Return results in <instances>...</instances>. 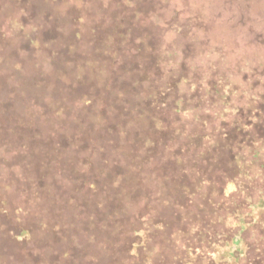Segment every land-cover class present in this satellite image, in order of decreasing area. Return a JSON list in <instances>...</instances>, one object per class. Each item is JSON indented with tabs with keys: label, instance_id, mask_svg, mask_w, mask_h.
Returning a JSON list of instances; mask_svg holds the SVG:
<instances>
[{
	"label": "trees",
	"instance_id": "obj_1",
	"mask_svg": "<svg viewBox=\"0 0 264 264\" xmlns=\"http://www.w3.org/2000/svg\"><path fill=\"white\" fill-rule=\"evenodd\" d=\"M166 258L264 264V0L0 1V264Z\"/></svg>",
	"mask_w": 264,
	"mask_h": 264
},
{
	"label": "rangeland",
	"instance_id": "obj_2",
	"mask_svg": "<svg viewBox=\"0 0 264 264\" xmlns=\"http://www.w3.org/2000/svg\"><path fill=\"white\" fill-rule=\"evenodd\" d=\"M3 4H15V5H18V4H20V0H14V3H11L10 2V0H0ZM27 1H31V0H27ZM21 10V8L19 9V10H17V11H20ZM43 11V10H42ZM4 12V11H3ZM43 12H45V13H49V14H51V15H56V12H54V10L53 9H51L50 7L48 8V11L46 12V11H43ZM41 12H34L33 13V15H38V14H40ZM45 27H49V26H54L53 24H51V23H48V24H46V25H44ZM91 234H89V236H90ZM111 238V240H112V242H113V244H114V240H113V238L112 237H110ZM81 245H83V244H81ZM56 254H57V252H55ZM97 254L100 258H102V259H104L103 257H110V259L112 258V256H109V255H103V254H101L100 252H94L93 251V254ZM103 255V256H102ZM164 262L165 263H167V264H169V263H171V261L170 260H168V258H166L165 260H164Z\"/></svg>",
	"mask_w": 264,
	"mask_h": 264
}]
</instances>
